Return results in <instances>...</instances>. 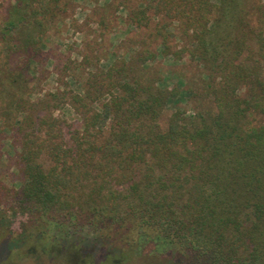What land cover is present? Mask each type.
Returning a JSON list of instances; mask_svg holds the SVG:
<instances>
[{
  "label": "trees",
  "instance_id": "1",
  "mask_svg": "<svg viewBox=\"0 0 264 264\" xmlns=\"http://www.w3.org/2000/svg\"><path fill=\"white\" fill-rule=\"evenodd\" d=\"M54 3L39 13L19 1L0 36V53L11 55L1 85L28 83L37 42L22 34L41 15L42 46ZM128 19L135 30L157 20L150 40L160 54L203 67L216 113L196 119L174 108L162 128L176 92L140 82L126 62L102 69L85 58L84 95L48 94L21 111L24 182L0 185L3 201L90 226L133 223L207 264H264V0H148ZM151 44L140 62L158 57ZM67 103L80 127L55 116Z\"/></svg>",
  "mask_w": 264,
  "mask_h": 264
},
{
  "label": "rangeland",
  "instance_id": "2",
  "mask_svg": "<svg viewBox=\"0 0 264 264\" xmlns=\"http://www.w3.org/2000/svg\"><path fill=\"white\" fill-rule=\"evenodd\" d=\"M19 1L0 0V36L13 19ZM147 1L55 0L58 11L55 19L48 22L42 46L41 15L33 25L34 30L22 34L37 44L32 51L34 60L28 64V83L25 86L0 84V185L18 190L24 182L17 165L22 151L23 133L17 122L23 117L21 111L29 110L30 105L41 102L48 94L84 95L90 70L84 64L85 58L92 66L102 69L126 62L140 82L176 92V101L160 119L162 128H166L174 108L196 119L216 113L206 89L203 67L186 56L176 61L160 54L158 43L150 40L157 20L150 29L135 30L130 25V9ZM31 2L29 10L39 13L41 6L55 4L54 0ZM14 35L20 36L15 31ZM145 42H152L151 49L158 57L142 63L139 56L147 47ZM173 44L178 45L180 41ZM9 57L7 52L0 53L1 77L6 76L9 67L4 64ZM10 62L13 68L16 61ZM94 107L99 109L97 105ZM55 116L75 127L81 126V114L70 103L62 105ZM51 218L28 212L13 202L6 204L0 195V264H207L197 255L180 250L156 231L133 223L90 226L86 218L79 223ZM5 254L9 256L6 259Z\"/></svg>",
  "mask_w": 264,
  "mask_h": 264
}]
</instances>
